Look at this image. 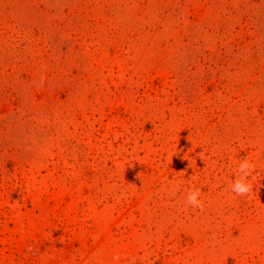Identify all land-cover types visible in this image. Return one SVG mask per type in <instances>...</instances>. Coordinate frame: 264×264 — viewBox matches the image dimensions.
<instances>
[{"label":"rangeland","instance_id":"rangeland-1","mask_svg":"<svg viewBox=\"0 0 264 264\" xmlns=\"http://www.w3.org/2000/svg\"><path fill=\"white\" fill-rule=\"evenodd\" d=\"M0 264H264V0H0Z\"/></svg>","mask_w":264,"mask_h":264},{"label":"clouds","instance_id":"clouds-1","mask_svg":"<svg viewBox=\"0 0 264 264\" xmlns=\"http://www.w3.org/2000/svg\"><path fill=\"white\" fill-rule=\"evenodd\" d=\"M254 168V164L250 162L248 159H244L239 164V172L241 173L240 177L233 180L231 191L237 196H246L250 194L253 190L252 184L250 182V176L251 172ZM201 193L199 189H196L187 197V203L193 208V209H199L202 208V201L199 199ZM118 259V257H117Z\"/></svg>","mask_w":264,"mask_h":264}]
</instances>
